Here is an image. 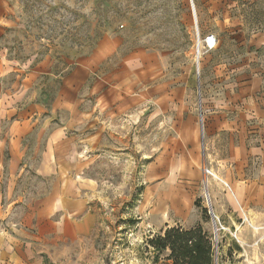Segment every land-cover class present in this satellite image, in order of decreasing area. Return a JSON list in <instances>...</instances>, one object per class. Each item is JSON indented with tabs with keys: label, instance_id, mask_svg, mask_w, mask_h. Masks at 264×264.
Returning <instances> with one entry per match:
<instances>
[{
	"label": "rangeland",
	"instance_id": "rangeland-1",
	"mask_svg": "<svg viewBox=\"0 0 264 264\" xmlns=\"http://www.w3.org/2000/svg\"><path fill=\"white\" fill-rule=\"evenodd\" d=\"M192 4L195 21L191 0H0V21L7 26L0 36V85L11 89L46 58L47 73L35 82L48 88L51 128L67 129L59 89L81 56L104 45L97 72L113 74L117 91L112 106L82 104L86 114L65 132L96 216L93 233L39 252L41 264H168V252L147 242L165 228L202 225L212 237L205 193L213 206L211 183L221 182L220 172L232 167L222 160L229 159L231 146L264 145V88L262 94L243 91L253 67L261 65L264 80V47L255 55L249 43L264 33V0ZM211 34L217 46L207 50L202 39ZM130 59L133 89H124ZM5 63L12 69L2 68ZM221 99L233 100L225 108L231 129L209 133ZM2 154L4 191L7 148ZM33 182L32 173L24 172L16 184L30 192ZM1 200L5 212L7 200ZM237 209L242 220L232 214L234 226L219 231L218 264H264V213ZM228 215L220 216L225 227ZM5 222L0 216V226Z\"/></svg>",
	"mask_w": 264,
	"mask_h": 264
},
{
	"label": "crops",
	"instance_id": "crops-1",
	"mask_svg": "<svg viewBox=\"0 0 264 264\" xmlns=\"http://www.w3.org/2000/svg\"><path fill=\"white\" fill-rule=\"evenodd\" d=\"M6 27V23L0 21V36ZM249 43L255 51L264 47V33L252 36ZM105 50L103 45L95 54L81 56L64 74L58 103L67 108V129L73 128L74 123L86 114L81 109L86 101L91 100L92 105L101 108L112 106L117 101V91L112 84L113 74L102 73L100 69L97 72L98 65L106 57ZM252 54H259V51ZM128 63L129 71L124 72L126 75L129 72L130 78L124 89H133L132 59ZM2 68L12 69L7 63ZM251 70V78L244 83L243 91L262 94L264 80L261 65ZM46 73L47 60L42 58L30 66L24 79L12 83L11 89H3L0 85V168L4 148L9 154L5 168L7 186L4 191L0 189V216L7 219L6 225L0 226V264H41L39 252L50 253V250L61 248L63 243L90 236L96 222L95 213L88 207L84 186L77 178L80 175L71 161L73 139L65 135L67 129L51 128L48 88L45 83L40 85L35 82ZM30 84L33 91L27 88ZM34 84L39 88L35 89ZM41 86L45 87L43 91ZM231 101L221 99L215 104L220 109L213 110L209 133L231 129L232 120L225 110ZM228 157L222 162L227 164L230 161L232 167L221 171V177L218 176L223 182L211 183L214 194L211 208L214 207L215 215L226 220V215L230 213L229 225H223L224 230L234 226L232 214L242 220L237 207L250 213H264V145L246 146L241 143L231 146ZM24 172H31L34 177L32 186L35 189L30 192L16 184ZM15 187L20 188L18 192ZM3 197L7 200L5 212L1 209ZM179 226L190 228L195 224ZM51 260L60 264L58 260Z\"/></svg>",
	"mask_w": 264,
	"mask_h": 264
},
{
	"label": "trees",
	"instance_id": "trees-1",
	"mask_svg": "<svg viewBox=\"0 0 264 264\" xmlns=\"http://www.w3.org/2000/svg\"><path fill=\"white\" fill-rule=\"evenodd\" d=\"M147 242L156 251L168 252V264H213V243L202 225H172Z\"/></svg>",
	"mask_w": 264,
	"mask_h": 264
},
{
	"label": "built area",
	"instance_id": "built-area-1",
	"mask_svg": "<svg viewBox=\"0 0 264 264\" xmlns=\"http://www.w3.org/2000/svg\"><path fill=\"white\" fill-rule=\"evenodd\" d=\"M202 43H203V47H205L207 50H211L212 48H215L217 46V40H215V37L213 34L211 35H207L202 39ZM201 43V46H202ZM201 48V47H200ZM200 48H198L196 46V55L199 54ZM199 116L201 117V115L199 114ZM201 121H202V117H201ZM202 125V122H201ZM203 135V134H202ZM209 169L205 168V172L209 173L208 171ZM224 185L227 187V184L224 182ZM207 203V202H206ZM207 209H208V213L211 219V223H212V243H213V264H218V245H219V231H221L222 229H224L223 224H221L220 219L217 215H215L213 209L211 208V206L207 203Z\"/></svg>",
	"mask_w": 264,
	"mask_h": 264
},
{
	"label": "bare ground",
	"instance_id": "bare-ground-1",
	"mask_svg": "<svg viewBox=\"0 0 264 264\" xmlns=\"http://www.w3.org/2000/svg\"><path fill=\"white\" fill-rule=\"evenodd\" d=\"M201 43H200V41L198 42V44H197V47L198 48H200L199 47V45H200ZM198 63V60L196 61V64ZM203 132V128L200 126L199 127V133H200V137L201 136H204V133H202ZM203 134V135H202ZM205 174V177H206V174L207 173H204ZM205 179V183H207V179L206 178H204ZM204 184V183H203ZM206 188H207V186L206 185H204V189L206 190ZM206 194V197L208 198V200L206 199V202L210 205V201H209V194H207V193H205Z\"/></svg>",
	"mask_w": 264,
	"mask_h": 264
},
{
	"label": "water",
	"instance_id": "water-1",
	"mask_svg": "<svg viewBox=\"0 0 264 264\" xmlns=\"http://www.w3.org/2000/svg\"><path fill=\"white\" fill-rule=\"evenodd\" d=\"M191 10L193 12V16H194V21H195V11L193 10V4H192V0H191ZM197 70V69H196Z\"/></svg>",
	"mask_w": 264,
	"mask_h": 264
}]
</instances>
